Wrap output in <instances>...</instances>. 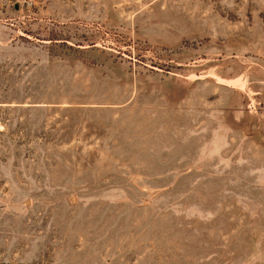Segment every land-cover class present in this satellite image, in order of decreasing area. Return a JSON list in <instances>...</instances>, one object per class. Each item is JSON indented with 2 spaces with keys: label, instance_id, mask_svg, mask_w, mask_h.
<instances>
[{
  "label": "rangeland",
  "instance_id": "1",
  "mask_svg": "<svg viewBox=\"0 0 264 264\" xmlns=\"http://www.w3.org/2000/svg\"><path fill=\"white\" fill-rule=\"evenodd\" d=\"M0 264H264V0H0Z\"/></svg>",
  "mask_w": 264,
  "mask_h": 264
}]
</instances>
